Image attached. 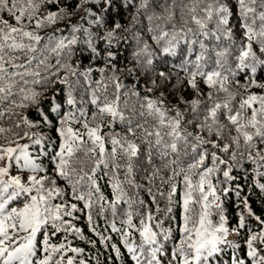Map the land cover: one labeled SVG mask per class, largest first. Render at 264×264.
<instances>
[{"label":"snow or ice","instance_id":"snow-or-ice-1","mask_svg":"<svg viewBox=\"0 0 264 264\" xmlns=\"http://www.w3.org/2000/svg\"><path fill=\"white\" fill-rule=\"evenodd\" d=\"M0 264H264V0H0Z\"/></svg>","mask_w":264,"mask_h":264},{"label":"trees","instance_id":"trees-1","mask_svg":"<svg viewBox=\"0 0 264 264\" xmlns=\"http://www.w3.org/2000/svg\"><path fill=\"white\" fill-rule=\"evenodd\" d=\"M99 224H100L101 230H103V228H104L103 222L99 221ZM77 226L81 227L84 230L86 235L91 236V233L88 232L87 225H86V223L84 222L83 219H81L80 221L77 222ZM109 231H110V229H109ZM93 238H95V237H93ZM112 238H113V241L119 243V241H118V239H117L115 234H112ZM77 244H78V246L85 247V249L87 250V245H84V244H82L80 242H77Z\"/></svg>","mask_w":264,"mask_h":264}]
</instances>
